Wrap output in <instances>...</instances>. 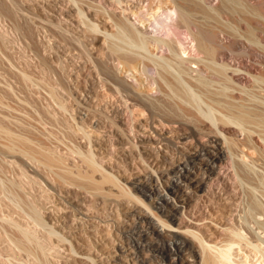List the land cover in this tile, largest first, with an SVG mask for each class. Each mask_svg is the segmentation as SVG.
Returning <instances> with one entry per match:
<instances>
[{
	"label": "rangeland",
	"instance_id": "374dc122",
	"mask_svg": "<svg viewBox=\"0 0 264 264\" xmlns=\"http://www.w3.org/2000/svg\"><path fill=\"white\" fill-rule=\"evenodd\" d=\"M48 1L38 0L40 6L33 3L36 0L17 1L18 11L23 17L21 23L24 21L23 24L27 25L26 29L30 28V33L28 30L24 33L25 29L23 32H16L13 20L7 17L0 19L1 264H196L197 244L191 237L183 234L182 228L206 229L204 232H209L210 229V240L220 242L227 237L223 230L232 226L235 218L236 225L244 220L250 206L248 184L235 175L226 153L208 146V137L198 134L190 136L168 128L159 132L152 127V135L147 133L151 140V153L139 146L138 139L148 136L143 133H137L135 141L124 147L111 140L107 142L106 150L99 152L98 155L102 157L100 163L107 170L110 169L121 180L122 185L134 197L142 200L154 215L141 204L132 202L127 204L131 209H124V203L113 196L100 197L87 185H83L85 189L81 185L79 188L78 184L76 186L67 179L59 178L54 171L35 162L34 158L29 159L30 156L26 157L24 153L22 155L21 148L13 153L4 148L5 144L12 143L4 133L9 131L24 140L27 138L32 146L36 144L34 148L37 146L52 151L63 158L72 170L77 169V166L82 168V164H78L80 161L76 157V151H73L78 148L77 143H84L82 135L80 138V130L82 127L85 131L89 130L87 132L92 134L93 140L100 137L98 131H94L96 120L88 119L90 114L84 109L88 101L94 107L91 106L90 110L102 112L109 103L113 108L123 104L119 103L122 102L119 97L115 100L106 92L105 95L101 88L102 77L96 71L105 52L101 36L96 35L97 40L92 45L90 41L83 42L76 29L78 27L74 26L79 24L78 16H73L70 21L62 15V7L69 8L65 3L64 6L55 7L58 9L57 13L62 12L60 18L64 19L58 18L60 27L56 25L59 24L58 19V23L55 21L54 32L50 31L52 26L49 30L42 25L41 28L36 22L38 18L33 19L37 17L38 11L46 14L47 8H54L49 5L51 3L47 4ZM31 2L37 6L32 8ZM28 3H31L30 7ZM106 9L111 10L112 7L106 5ZM67 11L68 9L65 10ZM92 19L103 30H111L110 21L105 16L95 14ZM29 26L34 28L33 33L36 30L39 32L33 34V29ZM80 39L79 44H82L77 45ZM103 94L105 100H102ZM97 96H101L102 101L99 102ZM57 97H60L59 100ZM109 106L107 111L111 109ZM168 111L169 109H164L165 113H169ZM111 118L117 120L113 114ZM81 121L87 122L86 128L90 124L95 129L91 130L89 127L86 130ZM117 121L118 126L129 132L131 140L133 132ZM116 124L112 126L115 127ZM79 125L82 127H78ZM184 129L189 131L188 128ZM133 143L138 144V147L133 146ZM68 147L74 148L71 149L73 153ZM196 150H202V161L195 159ZM145 151L159 161L144 156L147 163L142 162L137 157ZM125 154L127 155L124 156ZM165 159H170V163H165ZM110 189L116 192L110 185L104 186V190ZM31 206L40 207L39 215L44 222L40 226L30 218ZM9 218L21 224L20 226L25 225L22 228L35 232L43 244L48 242L47 252L42 254L35 250L37 254L34 253L33 256L30 252L19 250L14 245L19 232L9 223ZM158 218L169 223L172 230L162 226ZM47 230H53L55 235H50Z\"/></svg>",
	"mask_w": 264,
	"mask_h": 264
},
{
	"label": "bare ground",
	"instance_id": "6f19581e",
	"mask_svg": "<svg viewBox=\"0 0 264 264\" xmlns=\"http://www.w3.org/2000/svg\"><path fill=\"white\" fill-rule=\"evenodd\" d=\"M17 1L0 0V19L7 17L13 20L16 32L25 29L23 31L27 33V25L23 24L24 21L21 23L23 17L18 11ZM49 1L47 4L51 3L49 5L54 8H47L46 14L34 10L38 15L33 19L38 18L37 24L48 30L52 26L50 31L54 32L56 25L60 27L58 18L64 12L65 14L62 13V15L70 21L73 16H78L79 24L75 22L74 26L78 27L75 28L78 29L83 42L90 41L92 45L97 40L96 35L101 36L105 52L96 66L98 70L95 69L101 75L99 77H102V83H99L102 84L104 94L106 92L115 100L119 97V101H122L119 103L123 104L116 105H122L121 108L116 106L113 108L109 106V103L107 106L111 109L107 111L108 107L105 105V113V110L103 112L90 110L93 105L91 101H88L84 109L88 115L90 114L91 118L88 119L96 120L94 124H97L96 129L90 124L89 127L91 130L95 129L96 133L98 131L100 137L98 134V140L95 139L96 137H93L95 139L93 140L92 134L87 132L90 128H86L85 123L88 121H81L87 130L85 131L82 125L78 126L82 127L78 129L82 131L80 138L82 135L84 143L80 141L77 143L79 146L76 145L78 148L74 146L76 150L72 147L71 149L76 151V157L80 161L78 164L81 163L82 168L77 166V169L72 170L65 164L63 158L52 151H46L45 148L37 146L41 149L34 148L36 144L32 146L27 138L26 141L5 130L4 133L12 143L5 144L4 148L6 147L7 151L12 153L17 148H21L22 155L24 153L25 156H30L29 159L34 158L35 162L48 167L47 169L54 171L59 178L67 179L76 186L78 184L79 188V185L81 187L87 185L100 197L113 196L124 203V209H131L132 207L127 204L132 202L141 204L154 215L142 200L134 197L132 192L122 185L121 180L110 172V169L107 170L105 165L100 163L102 157L98 155L99 152L106 150L105 146L111 140H115L124 147L129 142L135 141L137 133L152 135L150 131L152 127L159 132L168 128L173 132L188 133L190 136L204 135L205 138L208 137L209 147L228 155L235 175L248 184L250 206L244 220L236 225L235 218L232 226L223 230L227 237L220 242L210 240V229L209 232H204L206 229L203 231L189 227L182 228L183 234L191 237L197 244L196 264H264V0ZM31 3H28L29 7ZM33 3L40 6L38 0ZM33 3L32 8L35 5ZM64 3L69 6L67 8L65 5L68 11L65 12L66 9L62 7L64 10L61 9L62 12L57 13L58 9L55 7L58 8ZM106 5L111 6L112 9L107 10ZM95 14L105 16L110 21L111 30H103L92 19ZM57 19L59 24L55 25V21L58 23ZM71 23L73 25V22ZM26 24H28L27 21ZM29 27L33 29L31 30L33 33L34 28ZM36 32L39 31L36 30ZM56 33H58L57 30ZM49 34L51 35V32ZM81 39L77 45L82 44V42L79 44ZM75 46L74 48L77 47ZM79 50L82 52L81 49ZM79 54L81 58V53ZM104 94L102 100H105L106 94ZM107 98L110 99V97ZM164 109H169L170 114L165 113ZM112 114L118 121L111 118ZM78 119L81 118L78 117ZM116 121L133 132L131 140H129V132L122 126H118ZM77 122L79 123L80 120ZM90 122L93 126V122ZM114 123L117 126L113 127ZM184 128H188L189 131H185ZM138 143L142 149L151 153L149 135L138 139ZM133 146L138 147V144L133 143ZM208 152L213 155L211 151ZM150 153L145 151L137 158L146 163L147 159L144 156L156 159ZM194 156L196 160L202 161V150H196ZM165 160V163H170V159ZM1 184L0 176V264ZM106 184L114 188L116 192L111 189L104 190ZM85 186H83L84 189ZM38 208L40 209L39 206ZM38 208L32 207L29 210L32 214L30 218L36 222L37 226L38 224L40 226L44 222L41 220ZM10 220H8L9 223L11 222L13 228L19 232V237H16V240L13 239L14 245L19 250L30 252L33 256L34 253L37 254L35 250L41 251L42 254L46 251L48 242L43 244L35 232L26 230L22 228L25 225L20 226L21 224ZM158 220L167 230H172L169 223L160 218ZM52 231L48 233L53 235ZM168 255L171 257V254Z\"/></svg>",
	"mask_w": 264,
	"mask_h": 264
}]
</instances>
